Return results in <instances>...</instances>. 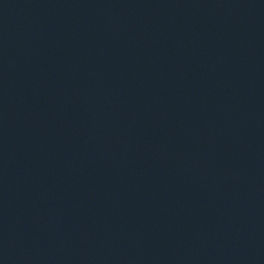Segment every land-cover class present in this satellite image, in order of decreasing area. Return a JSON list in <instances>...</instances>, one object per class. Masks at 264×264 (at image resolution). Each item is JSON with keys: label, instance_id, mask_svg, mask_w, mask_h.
Wrapping results in <instances>:
<instances>
[{"label": "water", "instance_id": "water-1", "mask_svg": "<svg viewBox=\"0 0 264 264\" xmlns=\"http://www.w3.org/2000/svg\"><path fill=\"white\" fill-rule=\"evenodd\" d=\"M0 264H264V0H0Z\"/></svg>", "mask_w": 264, "mask_h": 264}]
</instances>
